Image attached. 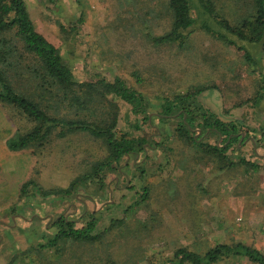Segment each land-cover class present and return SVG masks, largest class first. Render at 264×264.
I'll list each match as a JSON object with an SVG mask.
<instances>
[{"label":"rangeland","instance_id":"rangeland-1","mask_svg":"<svg viewBox=\"0 0 264 264\" xmlns=\"http://www.w3.org/2000/svg\"><path fill=\"white\" fill-rule=\"evenodd\" d=\"M24 1L36 30L58 48L76 77L124 79L143 95L148 116L98 92L92 101L83 95L85 102L74 105L69 97L62 100L57 91L36 86L28 67L36 64L28 55L15 62L8 73L13 86L48 105L50 114L91 115L101 123L116 117L118 131L145 141L141 151L111 164L104 189L92 179L71 194L42 196L30 185L22 193L29 180L41 190L68 187L90 174L108 149L101 139L73 132L64 137L54 133L47 142L12 151L7 139L33 125L16 108L0 103V264H160L177 248L203 252L217 243L241 242L264 252V148L253 142L264 125V96L253 101L263 84L264 54L262 67L249 64L241 51L198 25L183 44L155 42L172 29L169 0ZM212 1L232 25L252 13L250 0ZM188 91L222 125H231L234 118L256 129L231 155L245 156L249 163L221 169L217 157L205 156L199 163L186 155L187 145L175 138L176 125L187 124L176 114L163 118L161 105L165 97ZM200 139L210 143L220 137L206 133ZM143 187L148 190L144 199ZM59 216L78 226L94 216L101 230L111 219L115 225L100 241L65 243L58 247L60 253L57 247L29 248L47 243ZM218 264L244 263L229 258Z\"/></svg>","mask_w":264,"mask_h":264},{"label":"trees","instance_id":"trees-1","mask_svg":"<svg viewBox=\"0 0 264 264\" xmlns=\"http://www.w3.org/2000/svg\"><path fill=\"white\" fill-rule=\"evenodd\" d=\"M252 13L248 14L237 24H231L226 18L220 16L214 8L212 0H169V6L173 12V24L169 33L153 40L157 43L167 41H179L183 44L194 26H200L217 34V36L241 51L249 64H256L260 68L261 58L264 54V0H250ZM202 16V18H201ZM201 18V20H199ZM10 35L7 37L6 34ZM17 42L20 44L16 46ZM18 55V58L11 57ZM28 57L35 61V66L28 67L31 72V80L43 91L55 90L64 98H70L75 104L85 102L83 95H88L89 100L98 92L101 97L110 95L119 99L126 106H130L132 112H139L146 118L147 112L143 95L127 86L124 79L114 77L112 80L100 78L94 81H86L75 76L71 68L64 62L58 48L46 39L35 28L29 15L24 0H0V103L16 108L33 125L29 130L17 133L7 139L6 144L12 151L26 149L32 145L42 144L50 140L56 133L64 137L68 133L83 132L106 144L108 156L91 166V173L74 179L68 187H58L41 190L34 181H27L21 187L24 193L29 185L36 191H42V196L71 194L77 187H85L94 179L100 189L106 186V171L112 170V163H119L127 155L137 153L143 148L141 144L145 139L130 137L127 132L117 129L118 120L113 117L110 123L96 121L91 115L88 117L62 118L48 112V105L38 101L29 95L20 93L11 83L8 73L13 64L21 63V57ZM10 60V61H9ZM254 72V71H253ZM261 76H264L259 71ZM262 85L259 86L257 94L253 97L254 103L260 102L264 96V77ZM194 92L165 97L161 105L162 117L176 114L187 125H176V140H183L187 145V156L194 160L204 162L208 158L217 157L222 161L221 169L234 166L237 162L250 160L245 156L233 159L231 155L239 150L238 145H243L248 139L251 131L242 120H231V125H222L221 119L214 113L202 111L201 105L194 102ZM60 98V97H59ZM237 122L238 125H234ZM223 123V122H222ZM138 129L139 126H136ZM139 130V129H138ZM199 130V135L195 136ZM250 131V132H249ZM259 139H254V144L264 148V125H260ZM211 134L220 140L217 142H204L200 138L204 134ZM178 135V136H177ZM182 138V139H181ZM170 149H175L168 147ZM168 149V150H170ZM171 151V150H170ZM253 151H256L253 148ZM195 152H197L195 154ZM190 157V158H192ZM256 168L255 164H251ZM148 190L143 187L142 198L144 199ZM35 193V192H34ZM119 223V221H118ZM111 219L106 229L114 227ZM56 232L49 236L47 243L37 242L29 248L37 249L56 248L60 253V245L66 243H79L83 245L100 241L106 234L98 226L96 217L86 219L83 225L78 226L74 220L59 216L54 221ZM27 249V248H26ZM23 251V250H22ZM62 252V250H61ZM236 258L244 264H264V252L256 247L244 243H217L203 252L189 250L185 247L177 248L173 255L160 264H218L219 262ZM159 264V263H158Z\"/></svg>","mask_w":264,"mask_h":264}]
</instances>
